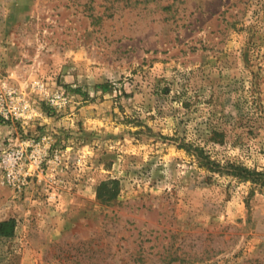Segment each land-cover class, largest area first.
I'll list each match as a JSON object with an SVG mask.
<instances>
[{"label":"rangeland","instance_id":"obj_1","mask_svg":"<svg viewBox=\"0 0 264 264\" xmlns=\"http://www.w3.org/2000/svg\"><path fill=\"white\" fill-rule=\"evenodd\" d=\"M189 144L264 170V0H0V264H264Z\"/></svg>","mask_w":264,"mask_h":264},{"label":"trees","instance_id":"obj_2","mask_svg":"<svg viewBox=\"0 0 264 264\" xmlns=\"http://www.w3.org/2000/svg\"><path fill=\"white\" fill-rule=\"evenodd\" d=\"M104 87H106L104 85ZM221 133L213 131L212 139L215 141H221L219 136ZM194 145H186L188 150L192 152L196 158L199 160L200 166L205 167L210 172L219 173L221 175L228 174L233 175L236 178L241 179L245 182H251L253 185L252 191L254 192L256 188L264 189V170L259 171L257 169H252L246 165L238 164L235 162H227L223 164L213 157L202 147H193ZM17 221L12 218L0 222V238L1 237H12L16 231Z\"/></svg>","mask_w":264,"mask_h":264},{"label":"built area","instance_id":"obj_3","mask_svg":"<svg viewBox=\"0 0 264 264\" xmlns=\"http://www.w3.org/2000/svg\"><path fill=\"white\" fill-rule=\"evenodd\" d=\"M8 163H9V161L7 159L3 160V164L8 166ZM9 178H10V180H13V182L16 183V180H14L16 178V176H14L13 173H9Z\"/></svg>","mask_w":264,"mask_h":264}]
</instances>
